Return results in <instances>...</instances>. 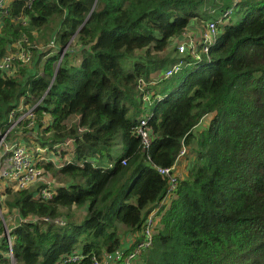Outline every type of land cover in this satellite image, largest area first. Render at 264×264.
<instances>
[{"label":"trees","instance_id":"16d2710c","mask_svg":"<svg viewBox=\"0 0 264 264\" xmlns=\"http://www.w3.org/2000/svg\"><path fill=\"white\" fill-rule=\"evenodd\" d=\"M234 3L11 4L0 56L24 35L32 63L16 77L0 72V135L11 111L34 107L6 141L59 159L31 150L52 172L51 199H40L41 185L0 193L17 217L8 227L15 264H124L137 250L131 264H264V0ZM229 9L207 56H160ZM172 66L180 69L160 81ZM142 116L148 148L136 133ZM7 252L3 237L0 264Z\"/></svg>","mask_w":264,"mask_h":264},{"label":"built area","instance_id":"2783aa9c","mask_svg":"<svg viewBox=\"0 0 264 264\" xmlns=\"http://www.w3.org/2000/svg\"><path fill=\"white\" fill-rule=\"evenodd\" d=\"M13 2L23 4V7L30 8L34 0H0V32L3 27L2 16L9 15V8ZM236 3V0H234ZM234 3V4H235ZM232 15V9L225 10L220 16L216 17L215 20L206 23L205 27L202 29L201 33L198 35L190 34L191 31L183 34L179 40H176L178 43L177 53L179 55H190L192 58H199L201 55H208L209 44L217 35L218 25L223 22L225 18H228ZM23 25L27 24L26 18H18ZM32 44L29 39L23 35V37L11 43L6 52L0 56V72L9 78L16 77L20 69L29 67L32 63V54H31ZM50 47H53L51 44ZM180 66H172L171 68L165 70L159 77L160 81L165 78H169L172 75L176 74ZM152 83H149L151 85ZM138 90L142 91L144 95V101L149 102L150 95L145 90L147 83L142 79L137 81ZM36 103V105L39 104ZM35 105V106H36ZM33 109L34 107L25 109V106L19 105V107L9 114V123L11 124L9 129L0 135V184L5 187H12L16 190H23L30 187H35L39 182L41 188L39 189V197L41 200H49L53 195L54 180L50 176H47L45 172L39 169L34 156L25 145L19 142L8 143L6 139L8 138V133L13 129L17 128L20 123L24 120L33 118ZM146 117H140L138 121V127L136 128V133L141 139L142 144L145 148L149 147L150 144V133L146 126ZM32 124L31 122L29 123ZM185 154L183 149L179 157H182ZM48 161V159H45ZM50 161V160H49ZM162 175H166L170 178L171 183L174 184L175 177L170 174L168 169L158 170ZM38 183V184H39ZM35 185V186H34ZM37 218H33L32 221H37ZM44 221H50L47 218L43 219ZM55 224L63 225L64 223L61 220L52 221ZM151 223V219L148 220V225ZM10 231L5 227V231L1 238L5 237L8 244V252L6 256L9 259L10 264H15V259L13 257L11 249V239ZM148 239L150 240L151 234L147 230L146 232ZM146 245H139V248ZM139 253V250L135 251L132 255L126 258L124 264H131L132 259L135 255ZM95 264H98L95 262Z\"/></svg>","mask_w":264,"mask_h":264},{"label":"rangeland","instance_id":"374dc122","mask_svg":"<svg viewBox=\"0 0 264 264\" xmlns=\"http://www.w3.org/2000/svg\"><path fill=\"white\" fill-rule=\"evenodd\" d=\"M206 3H215V4H217V5H221V4H224V3H227L229 0H204ZM209 13H210V11H209ZM241 16H239L238 18H240ZM203 26V23H197L195 26H194V28H191L190 29V34H199V33H201V31H202V27ZM177 45H178V43H176ZM174 47H176L175 46V44H171V46H170V48L169 49H167V51L163 54V55H160L161 57H163V56H167V55H170V56H175L176 54H177V51H175L174 50ZM53 52H55V50H52V53ZM42 63H43V60L41 61V64L40 65H42ZM148 112V110H146V113ZM144 113H145V111H144ZM207 126V118H205V119H203L202 121H201V123L199 124V126H198V128H203V127H206ZM21 143V142H20ZM30 143V142H29ZM22 144V143H21ZM24 145V144H23ZM28 149L29 150H34L35 149V152H38V154H42L43 156L41 157V158H46V159H48V160H50V161H52L54 164L55 163H59V159H57V157L54 155H52V154H50V155H47V152H45L46 151V149H41L37 144H35V143H30L29 145H28ZM44 153H45V155H44ZM32 154H34V153H32ZM40 158V159H41ZM40 159H37V160H40ZM36 160V161H37ZM64 161H68V157L67 158H65V160ZM181 162H180V164L181 165H179V168H178V171H179V174L182 172V167H183V165H184V163H185V158L183 159V158H181V160H180ZM104 163V162H103ZM40 169V168H39ZM42 170V169H41ZM43 172H45L44 170H42ZM177 172V171H176ZM48 173V172H47ZM47 173H45V174H47ZM48 176H52V172H49L48 174H47ZM174 176H176V174L174 175ZM52 178V177H51ZM39 183V182H38ZM37 183V185L34 187V188H37L38 186H40L41 184L39 183L38 184ZM57 183H58V181H57ZM5 188V186H3V185H1L0 184V193H3V189ZM30 188H33V187H30ZM5 199H6V197L5 196H3L2 197V199H1V201H0V221H2L3 222V224H4V227H6V228H8V227H10L11 225H13V223L15 222V220L17 219V217H13V216H11L6 210H4V209H2V202L3 201H5ZM3 211H2V210ZM10 264V263H9Z\"/></svg>","mask_w":264,"mask_h":264}]
</instances>
